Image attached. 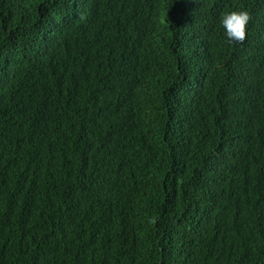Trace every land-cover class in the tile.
I'll return each instance as SVG.
<instances>
[{
    "label": "trees",
    "instance_id": "obj_1",
    "mask_svg": "<svg viewBox=\"0 0 264 264\" xmlns=\"http://www.w3.org/2000/svg\"><path fill=\"white\" fill-rule=\"evenodd\" d=\"M0 264H264V0H0Z\"/></svg>",
    "mask_w": 264,
    "mask_h": 264
},
{
    "label": "clouds",
    "instance_id": "obj_2",
    "mask_svg": "<svg viewBox=\"0 0 264 264\" xmlns=\"http://www.w3.org/2000/svg\"><path fill=\"white\" fill-rule=\"evenodd\" d=\"M252 20L251 14L246 10L231 11L223 14L221 24L225 29L229 43H243L246 39L247 26Z\"/></svg>",
    "mask_w": 264,
    "mask_h": 264
}]
</instances>
